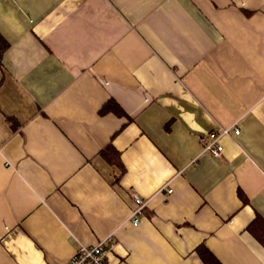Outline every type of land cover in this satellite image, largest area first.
<instances>
[{
    "label": "crops",
    "instance_id": "obj_1",
    "mask_svg": "<svg viewBox=\"0 0 264 264\" xmlns=\"http://www.w3.org/2000/svg\"><path fill=\"white\" fill-rule=\"evenodd\" d=\"M0 36V264H264V0H0Z\"/></svg>",
    "mask_w": 264,
    "mask_h": 264
},
{
    "label": "built area",
    "instance_id": "obj_2",
    "mask_svg": "<svg viewBox=\"0 0 264 264\" xmlns=\"http://www.w3.org/2000/svg\"><path fill=\"white\" fill-rule=\"evenodd\" d=\"M232 132L235 135H239L240 130L238 128H223L220 131L212 132L209 135L205 151L210 153L214 158H220L224 153L222 139ZM169 192L172 191L170 190ZM134 203L135 207L132 212V223L137 226L140 223V215L143 213L147 201L139 196H134ZM107 253L108 249L105 246V241L91 247L82 246L68 264H106Z\"/></svg>",
    "mask_w": 264,
    "mask_h": 264
},
{
    "label": "trees",
    "instance_id": "obj_3",
    "mask_svg": "<svg viewBox=\"0 0 264 264\" xmlns=\"http://www.w3.org/2000/svg\"><path fill=\"white\" fill-rule=\"evenodd\" d=\"M7 49V43L1 38L0 36V59L3 57L5 50ZM117 110L118 108L115 107L114 103H107L102 113L107 112L108 110ZM104 157L108 160V162L112 165H119L120 164V152H118L113 146H108L106 149L102 151ZM253 228V227H251ZM262 235H259L257 231L253 228L252 233L260 239V242L264 245V229H262Z\"/></svg>",
    "mask_w": 264,
    "mask_h": 264
}]
</instances>
